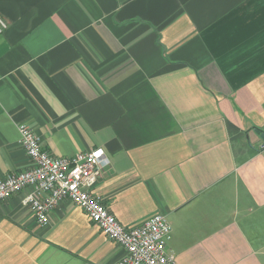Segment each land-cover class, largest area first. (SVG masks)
<instances>
[{"label":"crops","instance_id":"obj_1","mask_svg":"<svg viewBox=\"0 0 264 264\" xmlns=\"http://www.w3.org/2000/svg\"><path fill=\"white\" fill-rule=\"evenodd\" d=\"M0 181L102 148L95 193L126 227L163 214L176 264H264V0H0ZM0 203V264H116L70 201L40 226Z\"/></svg>","mask_w":264,"mask_h":264},{"label":"built area","instance_id":"obj_2","mask_svg":"<svg viewBox=\"0 0 264 264\" xmlns=\"http://www.w3.org/2000/svg\"><path fill=\"white\" fill-rule=\"evenodd\" d=\"M9 28L0 14V37ZM20 145L31 160L28 170L11 174L0 181V203L28 190L24 204L40 226L50 224V215L63 202L80 207L125 255L116 264H176L167 245L172 227L163 214L141 223L124 226L104 204L95 187L111 164L102 148L79 153L73 158H56L43 150L41 137L27 124L19 125Z\"/></svg>","mask_w":264,"mask_h":264},{"label":"water","instance_id":"obj_3","mask_svg":"<svg viewBox=\"0 0 264 264\" xmlns=\"http://www.w3.org/2000/svg\"><path fill=\"white\" fill-rule=\"evenodd\" d=\"M255 132H256V133L261 137V139L264 141V133L261 132L260 130H256Z\"/></svg>","mask_w":264,"mask_h":264}]
</instances>
